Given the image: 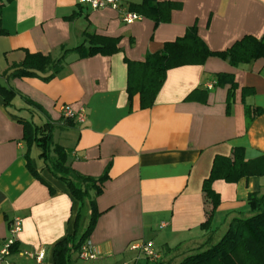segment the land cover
Listing matches in <instances>:
<instances>
[{
  "label": "crops",
  "instance_id": "0c3cea01",
  "mask_svg": "<svg viewBox=\"0 0 264 264\" xmlns=\"http://www.w3.org/2000/svg\"><path fill=\"white\" fill-rule=\"evenodd\" d=\"M154 1L168 6L166 20L140 14L141 20L125 24L117 10L94 11L77 0H0V84L17 92L7 104L0 91V248L10 223L23 221L10 264H36L25 253L40 249L45 264H55L54 248L74 233L80 204L38 147L39 163L35 147L30 152L38 176L29 170L21 122L33 116L68 127L64 105L85 111V121L74 120L67 132L70 165L96 179L109 173L96 197L101 216L87 241L98 258L77 253L71 264L132 263L137 253L131 245L143 241L157 245L160 264H179L211 247L218 231L222 239L231 221L249 210V195L264 193V176L216 180L221 204L211 228L202 229L212 209L202 186L215 157L231 156L235 148H243L248 160L264 155V57L233 66L215 55L202 65L169 69L150 108L142 109L140 96L130 99L128 92L129 61H144L194 26L213 52L247 35L264 38V0ZM143 2L124 0L136 13L134 6ZM87 33L117 39L120 51L84 58L70 53L49 82L6 77L27 52L58 58L82 45ZM90 214L86 207L83 220Z\"/></svg>",
  "mask_w": 264,
  "mask_h": 264
},
{
  "label": "trees",
  "instance_id": "16d2710c",
  "mask_svg": "<svg viewBox=\"0 0 264 264\" xmlns=\"http://www.w3.org/2000/svg\"><path fill=\"white\" fill-rule=\"evenodd\" d=\"M133 9L139 14L154 18L157 23L167 19L168 6L164 7L154 0H144L143 4H138ZM86 44L88 45L86 46ZM119 51L117 39L87 33L86 41L82 45L64 50L63 55L58 58L39 52L35 54L27 52L23 62L12 65L5 75L9 79L27 77L40 78L49 82L64 70L66 59L70 53H77L84 58L97 54L110 56ZM215 55L225 57L233 66L250 63L264 57V38L259 39L247 35L228 50L213 52L199 36L197 28L194 26L187 30L183 37L171 43L167 42L163 50L147 55L144 61H129L128 92L130 99L138 94L141 108H150L163 86L169 69L190 64L202 65L209 57ZM226 76L225 74L221 75L222 78ZM0 91L7 104H10L17 95L13 88L1 84ZM28 104L33 105L31 102ZM21 122L24 127V140L28 147L26 158L29 170L38 176L32 167L30 157L32 148L38 147L41 151L40 156L49 171L67 186L70 194L80 204L74 233L69 234L54 248L55 264H71L73 256L79 253L82 246L88 241L90 233L101 216L97 209L96 197L103 193L104 184L109 180L108 170L97 179L80 174L70 165V149L54 141V125L52 123L46 122L38 125L33 121V118L31 121L21 119ZM63 124L70 127L74 124V120L65 119ZM213 162L210 175L204 180L202 186L206 202L212 206L208 212L207 221L201 226L203 230L211 228L214 216L221 204L220 195L213 189V183L216 180H224L230 184L237 183L242 179L264 176V155L248 160L243 148H235L231 156L218 155ZM51 192H53L52 188ZM92 192L95 194L94 197L91 195ZM246 201L249 207V216L234 218L217 244L186 256L179 264H264V193L257 191L251 193ZM86 207L91 211L89 223L79 236L83 212ZM17 246L18 243L13 247V252L17 250Z\"/></svg>",
  "mask_w": 264,
  "mask_h": 264
},
{
  "label": "built area",
  "instance_id": "2783aa9c",
  "mask_svg": "<svg viewBox=\"0 0 264 264\" xmlns=\"http://www.w3.org/2000/svg\"><path fill=\"white\" fill-rule=\"evenodd\" d=\"M78 5L82 7L90 8L91 10H102L110 8L117 10L120 14L121 20L125 24H132L142 19L141 15L129 10L124 0H77ZM210 88H212L210 86ZM62 113L64 118L77 120L80 122L85 121L84 109L75 110L71 105H64L62 107ZM9 236L6 237L3 245L0 248V264H10L9 257L13 253V247L18 243V235L22 231L23 221L22 219H14L10 223ZM131 251L137 253V257L132 263L128 264H160L163 255L160 252L153 241H143L134 243L131 245ZM28 257L33 259L36 264H45L46 261V250L40 249L30 253H25ZM79 257L84 260H94L98 258V254L92 250L87 242L82 246Z\"/></svg>",
  "mask_w": 264,
  "mask_h": 264
},
{
  "label": "rangeland",
  "instance_id": "374dc122",
  "mask_svg": "<svg viewBox=\"0 0 264 264\" xmlns=\"http://www.w3.org/2000/svg\"><path fill=\"white\" fill-rule=\"evenodd\" d=\"M22 115H26V114H22ZM28 117H29V115H28ZM36 117V116H35ZM28 120L29 121H31L32 120V118L31 117H29L28 118ZM33 121L35 122V123H37L38 125H41L42 124V121L41 120H39L37 117L36 118H34L33 117ZM69 130H71L70 129V127H64V128H60V127H57V126H55L54 128H53V134H54V140H55V142L57 143V144H60V145H63V146H65L67 149L70 147V145H71V141H72V139L68 136V131ZM73 131V130H72ZM40 152H39V150L35 147L34 149H33V151H32V157H34L35 158V160H36V162L37 163H39V159H38V154H39ZM243 214L244 215H242V217H247V216H249L250 215V213H249V210H245L244 212H243ZM89 219L88 218H85L84 220H83V223H82V228H81V230L79 231V236L85 231V229H86V227H87V225H88V221ZM219 231H218V233H216L215 234V237H214V242H213V244L212 245H214V244H217L219 241H220V239H219V241H218V238H219ZM157 246V245H156ZM157 249H159V248H157ZM197 252H200V251H197ZM196 252V253H197Z\"/></svg>",
  "mask_w": 264,
  "mask_h": 264
}]
</instances>
